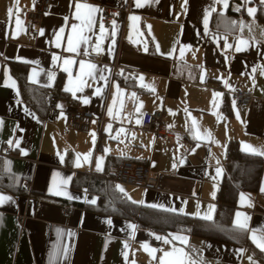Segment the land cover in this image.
Masks as SVG:
<instances>
[{
	"label": "crops",
	"instance_id": "crops-1",
	"mask_svg": "<svg viewBox=\"0 0 264 264\" xmlns=\"http://www.w3.org/2000/svg\"><path fill=\"white\" fill-rule=\"evenodd\" d=\"M35 2L0 0V196L10 197L0 202V264H160L173 248L187 254L185 264H264V250L252 240L253 231L264 237V155L257 189H238L224 205L232 228L245 234L242 242L140 226L98 210L97 195L76 186L84 175L131 159L154 174L168 173L172 188L113 178L128 199L215 221L228 141L245 152H264V21L256 17L264 0H51L31 32L25 13ZM78 3L97 11L82 33L87 42L70 53L67 38L76 42L72 26L81 23ZM104 5L115 13L108 24ZM236 5L243 7L241 16ZM66 59L74 63L65 65ZM13 61L27 64L28 82L49 87V108L41 114L20 90ZM81 61L85 73L88 63L95 65L92 75L81 74ZM237 88L252 92L249 105L233 100ZM68 108L93 113L86 129L64 130ZM154 110L161 111L166 131L160 138L142 128L144 113ZM238 212L247 229L237 226Z\"/></svg>",
	"mask_w": 264,
	"mask_h": 264
},
{
	"label": "trees",
	"instance_id": "trees-1",
	"mask_svg": "<svg viewBox=\"0 0 264 264\" xmlns=\"http://www.w3.org/2000/svg\"><path fill=\"white\" fill-rule=\"evenodd\" d=\"M256 17L264 21V5L256 10ZM13 72H17L20 90L27 94V103L41 114L49 108V87L32 84L26 80L27 64L11 62ZM224 106V102L222 104ZM263 158L259 154L242 151L236 140H229L226 146L224 176L217 191L220 216L214 220L188 216L184 213H173L167 210H157L128 199L114 186L113 174L105 171L94 177L79 178L77 187L85 188L97 195L95 207L111 215L135 219L140 226L163 229L171 226L185 228L190 232L202 233L209 237L220 238L230 242H242L245 234L237 228H232L229 202H233L238 189H257ZM227 202V203H226ZM84 206L85 204L78 203Z\"/></svg>",
	"mask_w": 264,
	"mask_h": 264
},
{
	"label": "built area",
	"instance_id": "built-area-1",
	"mask_svg": "<svg viewBox=\"0 0 264 264\" xmlns=\"http://www.w3.org/2000/svg\"><path fill=\"white\" fill-rule=\"evenodd\" d=\"M51 0H36L35 5L28 9L25 13V21L27 28L31 32H37L42 16L50 10ZM235 13L237 16H241L243 13V7L236 5ZM115 15L112 7L104 5L102 8V20L108 24L110 19ZM209 75L205 74L203 82L208 83ZM232 98L239 106H247L253 99V94L248 89L237 88L232 93ZM66 125L64 130L68 131L71 128L86 129L93 113L89 109H65ZM142 128L150 130L153 134L160 138L166 134L162 124L161 111H146L142 120ZM8 152V149L5 150ZM110 171L113 174V178L126 182L131 185L140 186L149 189H164L169 190L172 188L171 180H169V174L166 172L152 173L147 165L136 163L131 159H123L119 164L112 166ZM31 180L26 178L23 181V187L29 189ZM18 194H15V198ZM66 212H70V208H65ZM231 264H241L238 261H234Z\"/></svg>",
	"mask_w": 264,
	"mask_h": 264
},
{
	"label": "snow or ice",
	"instance_id": "snow-or-ice-1",
	"mask_svg": "<svg viewBox=\"0 0 264 264\" xmlns=\"http://www.w3.org/2000/svg\"><path fill=\"white\" fill-rule=\"evenodd\" d=\"M17 3H18V0H17ZM84 8L86 9V11L82 14L81 13V9ZM17 11H19V9L17 8ZM97 11V9L93 8L92 6L90 5H87V4H77L76 5V19L79 20L81 23H80V26H77V25H73L72 26V30H73V33L76 34L77 36V40L76 42L74 43V40H73V36H69L67 38V44H68V47H67V51L70 52V53H75L78 51V44L80 42H87V37L84 36L82 33L84 31L85 28L87 29H91V27L93 26L94 24V17H93V13ZM13 12V9L12 8H9V14H12ZM248 12L250 15L254 14L255 12V9H248ZM135 19V18H133ZM17 25L19 26L20 24V20L17 18V21H16ZM61 32H63V29H61ZM101 32H103V25H101ZM60 35H57V41L60 40ZM241 43H246L244 41H242ZM57 46H59V43L57 44ZM228 47H230V45H228ZM97 50H99V45H97ZM237 51H241L242 49L240 47H237L236 49ZM65 65H70V64H73L74 61L70 60V59H66L64 61ZM79 67H80V72L82 75L86 74V75H92V70L95 68V65L91 64V63H88L87 64V73H85V62L81 61L79 63ZM66 72L69 71V69L66 67L64 69ZM262 74H264V71H262ZM71 75V73H70ZM66 90H71V89H67ZM97 94H99V89H97ZM134 95V94H133ZM85 103H87V100L84 101ZM110 114H111V109H110ZM140 121L138 120L137 123H139ZM193 123L195 124V121H193ZM210 135V134H209ZM249 149L251 148V146H247ZM252 151H256L255 149H252ZM258 154L260 155H264V152H259ZM87 158V157H85ZM99 167V165H98ZM217 171L219 172L220 170L217 169ZM262 191H264V188L261 189ZM121 191H123V189H121ZM57 194H61V193H57ZM10 199V197H4V196H0V202H3L5 200H8ZM242 200H243V195H242ZM95 201H93L94 203ZM237 221H236V224L238 227L242 228V229H247L248 228V225L246 222H241L239 217L241 216V213H237ZM206 219H209L211 220L212 217L211 215H208L205 217ZM248 218L245 217V221L247 220ZM110 223V221H109ZM131 227L135 228L134 225H132ZM157 239H162L164 241V243L168 244V243H171L170 240H168L166 237H156ZM173 239H179L181 240L182 242L184 243H187V240L186 238L182 237V236H174ZM252 240L254 243L257 244L258 247H260L262 250H264V237H257L255 231H253V234H252ZM144 248L146 251H149L151 254L154 255V253L157 251L156 249H149L147 245H144ZM155 258V257H154ZM188 256L187 254L183 251V249L181 248H173L171 251H165L163 256L160 257V264H185V261L188 260ZM194 264V262H193Z\"/></svg>",
	"mask_w": 264,
	"mask_h": 264
}]
</instances>
